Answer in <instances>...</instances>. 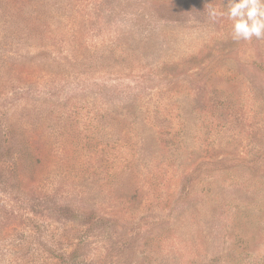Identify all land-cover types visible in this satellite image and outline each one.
I'll return each instance as SVG.
<instances>
[{"label":"rangeland","instance_id":"1","mask_svg":"<svg viewBox=\"0 0 264 264\" xmlns=\"http://www.w3.org/2000/svg\"><path fill=\"white\" fill-rule=\"evenodd\" d=\"M227 2L0 0V264H264V40Z\"/></svg>","mask_w":264,"mask_h":264},{"label":"clouds","instance_id":"2","mask_svg":"<svg viewBox=\"0 0 264 264\" xmlns=\"http://www.w3.org/2000/svg\"><path fill=\"white\" fill-rule=\"evenodd\" d=\"M224 9L212 7L206 11L213 22L223 17L232 22L233 41L264 40V0H228Z\"/></svg>","mask_w":264,"mask_h":264},{"label":"trees","instance_id":"3","mask_svg":"<svg viewBox=\"0 0 264 264\" xmlns=\"http://www.w3.org/2000/svg\"><path fill=\"white\" fill-rule=\"evenodd\" d=\"M28 104V103H27ZM24 105L25 107H27L28 109L31 107V106H28V105ZM95 116H97V115H95ZM95 118V117H94ZM93 118V120L95 121L96 119H94ZM96 125H95V129H97V124H98V121L95 123ZM146 125H147V123H146Z\"/></svg>","mask_w":264,"mask_h":264}]
</instances>
